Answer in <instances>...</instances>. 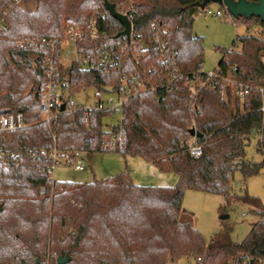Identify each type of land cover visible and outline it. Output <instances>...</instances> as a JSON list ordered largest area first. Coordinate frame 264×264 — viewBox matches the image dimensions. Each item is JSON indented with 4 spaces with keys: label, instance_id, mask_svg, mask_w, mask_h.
I'll use <instances>...</instances> for the list:
<instances>
[{
    "label": "trees",
    "instance_id": "trees-1",
    "mask_svg": "<svg viewBox=\"0 0 264 264\" xmlns=\"http://www.w3.org/2000/svg\"><path fill=\"white\" fill-rule=\"evenodd\" d=\"M10 1L0 0V114L21 112L27 126L0 137V150L24 153L55 146L61 157L76 151H103L102 136L119 129V124L104 128L102 120L109 110L62 112L49 131L39 124V93L47 81L44 60L50 49L18 48L14 43L20 35L61 39L65 24L82 25L96 10L101 11L103 0H37L33 12L17 6L4 12L3 6ZM106 1L117 11L128 4L126 0ZM198 1L131 0L134 30L149 44L154 34L150 22L155 21L165 38L161 51L183 73L196 71L202 61V40L193 35L192 20L209 2L199 8ZM233 20L248 31L258 27L264 33L258 16L240 15ZM99 27L115 34L122 26L106 16L99 19ZM235 39L241 48L221 52L220 73L233 74L251 86L264 85L260 59L264 38L245 34ZM82 45L84 50L95 49L87 38ZM151 50L154 56L160 51ZM154 59L143 64H153ZM55 60L56 80L70 93L107 87L119 95L117 73L104 75L74 62L63 68ZM131 69L141 74L139 66L130 64L127 70ZM202 79L205 83L200 87L178 79L169 89L131 96L122 106L126 147L121 153L139 156L160 171L174 172L175 186L139 185L125 173L86 184L59 182L47 178L48 163L40 158L24 157L17 166L0 163V264H58V257H68L65 264H166L181 257L191 258L192 264H264V206L246 192L232 193L230 185L235 170L246 179L264 166L261 96L254 91L249 100L231 105L221 100L217 80ZM193 128L201 133L198 141L202 143V153L196 158L185 151ZM254 133L259 135L255 149L261 161L247 157L246 145ZM40 186L45 187L43 196L38 193ZM187 189L249 204L260 219L240 242L232 241L226 228L205 242L180 217Z\"/></svg>",
    "mask_w": 264,
    "mask_h": 264
},
{
    "label": "built area",
    "instance_id": "built-area-1",
    "mask_svg": "<svg viewBox=\"0 0 264 264\" xmlns=\"http://www.w3.org/2000/svg\"><path fill=\"white\" fill-rule=\"evenodd\" d=\"M126 1L128 2L127 6L118 12L125 15L130 22L128 36L119 34L124 29L121 23L122 27L120 31L115 34L99 27V19L110 16L102 3L100 6L101 11L96 10L92 16L83 21L82 25L65 24L64 34L61 39L44 36L35 38L30 35H20L14 40L18 48L34 45L35 47L48 46L50 49V54L44 60L47 81L39 93V124L43 125L47 131L50 130L51 123L62 112L82 109L87 114L89 110L103 109L99 102L93 107H86L77 105L70 99L72 93L69 92L66 86H62L56 80L58 72L56 58L59 59L63 68H67L74 62L82 69L96 70L104 75H111L112 73L119 75L120 93L118 95V102L111 107L113 110L119 107V129L115 133L108 132L102 136L101 147L103 150H117L120 152L125 150L126 135L121 125L123 119L122 106L129 97L141 92L169 89L178 79H181L185 85H197L198 87L205 83L202 76H205L206 79H215L218 82L217 89L219 90L221 100L228 103L231 101L234 103L236 100L247 101L251 98L254 91H258L261 96V104L258 110L264 113V85L251 86L237 80L233 74H221L218 67L213 70L204 71L201 61H198L196 71L183 73L172 58L170 59V57L161 51L165 47V38L163 37L161 27L155 21L150 22V27L154 31V34L149 44L142 40L141 33L134 30L131 12L133 10L132 3L131 0ZM25 2L26 0H11L3 6V10L5 12V10L14 6L23 8ZM222 7L224 8V12L218 10L214 15L227 16L236 24L233 16L223 3ZM86 38L91 44L95 45L93 51L84 50L83 45L81 46ZM150 46L160 49L159 54L154 56ZM153 58H155L153 64H143V61ZM260 59L264 65V52L261 54ZM130 64L139 66L141 74L133 69L127 70ZM61 105L64 106L62 110L60 109ZM111 109L108 108L106 110L111 111ZM25 126L27 124L24 122L21 112L0 114V137H4L8 131L21 129ZM193 130L196 131L195 128ZM185 151L194 158L201 155L202 143L198 141L195 135H191L187 140ZM80 153L76 151L70 156H64V159L70 162L71 160H75ZM24 157L33 160L40 158L47 161V178L53 180L50 173L58 159L61 158L55 146L50 149L29 150L24 153L18 150H0V163L3 165L17 166ZM72 166L79 170L85 167L82 164H74ZM62 188L60 187V190ZM38 193L43 196L45 194V187L40 186Z\"/></svg>",
    "mask_w": 264,
    "mask_h": 264
},
{
    "label": "rangeland",
    "instance_id": "rangeland-1",
    "mask_svg": "<svg viewBox=\"0 0 264 264\" xmlns=\"http://www.w3.org/2000/svg\"><path fill=\"white\" fill-rule=\"evenodd\" d=\"M37 0H26L24 10L35 11ZM224 12L222 4L209 2L205 8L197 11L192 20V32L202 40L201 58L203 70H213L218 66L223 50H240L241 44L236 36L245 34L262 36L258 27L249 31L243 23L234 24L227 16H215V12ZM70 50V49H69ZM71 51V50H70ZM70 99L80 106H95L101 102L103 109H111L118 102V95L107 87L98 91L94 87L83 88L70 95ZM231 105H233L231 101ZM120 112L111 109L110 114L103 117L104 128L119 124ZM259 135L254 133L246 145L247 157L253 161H261L262 156L256 151ZM82 164V170L72 165ZM125 173L136 184L147 186H175L177 175L172 171H160L152 163L139 156L123 155L117 150H103L92 153H80L75 160L58 159L50 176L59 182H76L81 184L107 180L117 174ZM231 191L235 194L246 192L264 206V166L252 176L243 178L240 170L233 172L230 181ZM180 217L189 221L208 242L216 233L227 229L232 241L240 242L248 234L251 225L260 219L254 207L246 203L226 200L222 195L200 190L187 189L182 198ZM8 208V207H7ZM227 214L226 218H221ZM193 260L181 257L166 264H192Z\"/></svg>",
    "mask_w": 264,
    "mask_h": 264
},
{
    "label": "water",
    "instance_id": "water-1",
    "mask_svg": "<svg viewBox=\"0 0 264 264\" xmlns=\"http://www.w3.org/2000/svg\"><path fill=\"white\" fill-rule=\"evenodd\" d=\"M208 2H217L219 4H224L229 11V13L233 17H238L240 15L248 18L251 16H258L261 21L264 22V0H257L256 2L248 1V0H201L196 2V5L199 8H204V6ZM103 6L108 11L109 15L115 19H117L124 27V29L119 34H125L128 36L130 29V22L127 17L118 11H116L114 5L106 0H103ZM63 105H61L60 109H63ZM191 135H195L197 138L201 137V133L198 131L190 130ZM1 209V206H0ZM228 215L223 214L221 218H226ZM69 261L68 257L57 258L58 264H65Z\"/></svg>",
    "mask_w": 264,
    "mask_h": 264
}]
</instances>
